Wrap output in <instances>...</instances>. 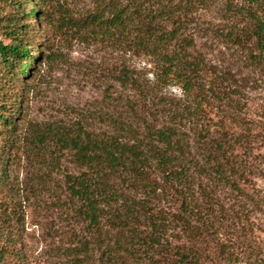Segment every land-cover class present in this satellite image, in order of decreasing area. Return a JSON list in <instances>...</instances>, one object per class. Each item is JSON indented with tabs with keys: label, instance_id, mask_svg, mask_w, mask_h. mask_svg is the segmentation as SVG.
<instances>
[{
	"label": "trees",
	"instance_id": "1",
	"mask_svg": "<svg viewBox=\"0 0 264 264\" xmlns=\"http://www.w3.org/2000/svg\"><path fill=\"white\" fill-rule=\"evenodd\" d=\"M93 4L29 0L17 41L0 42L15 91L0 103L2 171L56 8L58 30L121 55L92 117L47 134L79 169L65 176L86 232L71 264H264V0Z\"/></svg>",
	"mask_w": 264,
	"mask_h": 264
},
{
	"label": "rangeland",
	"instance_id": "2",
	"mask_svg": "<svg viewBox=\"0 0 264 264\" xmlns=\"http://www.w3.org/2000/svg\"><path fill=\"white\" fill-rule=\"evenodd\" d=\"M27 1L0 0L3 44L17 41V25L24 18ZM48 1L64 11L82 14L95 0ZM32 9L31 5L26 11ZM56 10L52 29L42 30L49 48L27 77L13 147L4 171L0 167V264H71L67 250L86 233L83 224L72 218V201L65 185L67 173L75 175L79 169L72 152L47 134L65 129L73 132L78 123L92 117L102 98L107 71L121 55L58 30ZM7 79L0 57V103L15 93L8 88ZM168 91L182 94L177 86ZM253 105L264 107L262 88L254 92Z\"/></svg>",
	"mask_w": 264,
	"mask_h": 264
}]
</instances>
